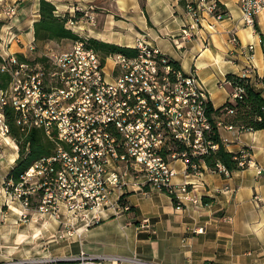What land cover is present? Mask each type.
Listing matches in <instances>:
<instances>
[{"label":"built area","instance_id":"obj_1","mask_svg":"<svg viewBox=\"0 0 264 264\" xmlns=\"http://www.w3.org/2000/svg\"><path fill=\"white\" fill-rule=\"evenodd\" d=\"M238 3L246 26H253L255 18L264 14V0ZM185 8L190 22L182 35L187 38L196 35L194 30L203 14L215 20L224 16L217 11V0H193ZM10 10L14 13V8ZM14 39L19 40L12 33L6 43ZM134 47L138 49L135 57L111 56V72L105 70L101 55L82 40L72 41L65 51H54L47 45L37 56L22 54L23 60L16 54L0 55V71L9 76L5 86L0 78V158L2 144L17 152L20 141L11 132L5 106L13 109V125L23 136L37 128L54 143L53 153L35 160L16 184L3 182L2 191L17 199L22 208L19 220L25 222L33 215L60 220L65 215L61 236H70L72 219L78 217L89 225L98 220L103 209L130 210L128 204L119 203L118 194L127 186V178L132 179L133 186H150L173 195L177 207L185 201L198 202L188 182L172 183L176 171L169 161L181 158L196 175L202 174L203 162L188 163L186 151L166 156L162 152L171 138L190 147L192 155L206 151L210 141L204 132L210 124L204 111L208 100L205 91L194 72L184 74L172 69L157 49L144 43ZM28 48L36 51L33 39L28 41ZM247 49L251 59L252 45ZM39 57L42 59L37 60ZM240 92V88L236 89L232 97H239ZM239 164L243 166L244 161L241 159ZM208 170L224 175L230 172L219 162ZM33 199L36 204L31 206ZM30 209L33 214H29ZM140 222L145 226L148 219ZM194 231L202 232V227ZM60 259L12 258L0 264H56ZM62 259V264H90L102 257L81 251Z\"/></svg>","mask_w":264,"mask_h":264},{"label":"crops","instance_id":"obj_2","mask_svg":"<svg viewBox=\"0 0 264 264\" xmlns=\"http://www.w3.org/2000/svg\"><path fill=\"white\" fill-rule=\"evenodd\" d=\"M30 1L35 17L23 22L24 12H18L21 16L13 18L10 25L16 30L20 44L16 43L19 40L9 44L0 41V55L29 56L31 53L25 40L33 39L32 23L38 16V0ZM50 1L58 9L57 0ZM179 1L112 0L106 3L98 0L93 11L96 24L92 25L91 21L82 24V32L78 34L124 46L144 43L157 49L176 60L184 74L194 72L214 106L223 104L234 92L226 80L228 73L249 77L253 88L264 95V14L255 18L253 26H246L239 0H217L226 10L223 18L215 20L203 14L194 30L196 35L187 38L182 35L183 28L190 22L185 2L193 0H184L183 4ZM25 23L26 33L20 29ZM50 43L44 44L43 49ZM248 45H252L251 59ZM219 133L229 151L240 153V160L244 161L241 169L224 175L208 170L203 163L202 174L196 175L187 170L181 158L169 161L176 171L172 183L188 182L198 202L185 201L177 207L165 191L133 186L132 179L127 178V186L118 194L120 197L125 194V204L132 209H103L98 220L89 225L78 217L72 219L70 236H61L65 215L60 220L49 215L43 218L33 215L30 221L24 222L19 220L20 205L12 208L8 203L9 208H5V201L13 199L2 191V185L18 153L14 150L10 156L3 149L0 263L12 258H67L82 251L102 257L90 264H143L135 259L155 264H264V129L241 130L221 125ZM203 197L209 200L203 202ZM60 208L65 211L63 205ZM28 212L33 214L32 209ZM143 218L148 219L145 226L140 222ZM200 227L202 232L194 231Z\"/></svg>","mask_w":264,"mask_h":264},{"label":"trees","instance_id":"obj_3","mask_svg":"<svg viewBox=\"0 0 264 264\" xmlns=\"http://www.w3.org/2000/svg\"><path fill=\"white\" fill-rule=\"evenodd\" d=\"M180 3H184V0H180ZM187 2H185L186 5ZM144 9V3H143ZM218 12L223 15L226 14V10L222 4L218 2ZM37 18L32 23L33 28V40L36 43V50L38 48L37 43L42 45L52 42L60 41L63 39L69 40H82L87 47L92 48L98 52L102 57V62L105 63V59L115 54H123L127 57H135L138 54V49L132 46H124L116 43L97 39L95 37H87L79 35L74 32L67 24L69 21H73V17L67 14H60L57 12L56 5L50 0H38ZM76 20V19H75ZM16 56L23 60L24 57L21 53H16ZM167 65L172 69L180 70L179 63L169 56L165 55ZM41 60L42 57L36 58ZM3 61L0 56V63ZM0 78L2 79V85L8 81V74L0 71ZM226 80L229 82L231 90L235 91L240 88V96L227 99L223 104L214 106L210 100L205 102V115L209 121L210 127L208 131L204 132L206 140L210 141L206 151L201 154H190V147L183 144L181 141L171 138L167 144V148L162 152L164 156L171 154L172 152L181 155L186 151L188 155V163L191 162H203L207 167H213L217 162L223 164L229 171L241 169L239 164L240 153L229 151L225 143L223 142L219 128L221 125H230L238 127L241 130H259L264 129V95L261 91L256 90L250 83L249 77L240 76L233 73L226 74ZM8 122L11 127V132L20 141L18 142V157L15 164L7 172L4 183L8 184L12 181L16 184L20 180V175L37 159L43 156H50L53 153L54 143L44 136L40 129H31L27 135L19 131V129L13 125V109L9 106L4 108ZM22 137V139H20ZM215 145V148L211 146ZM187 170L190 171L189 166ZM124 195L119 198L120 204H125ZM173 202L175 198L171 195ZM203 202H207L209 199L203 197ZM132 206H130V210ZM129 210V211H130ZM63 261H57L56 264H62Z\"/></svg>","mask_w":264,"mask_h":264},{"label":"rangeland","instance_id":"obj_4","mask_svg":"<svg viewBox=\"0 0 264 264\" xmlns=\"http://www.w3.org/2000/svg\"><path fill=\"white\" fill-rule=\"evenodd\" d=\"M102 1H106V3H108L109 1H112V0H102ZM97 2H98V0H57V4L59 6L57 9V12L60 14L64 13V14H67V15L73 17V21H69L67 25L74 32L80 33V32H82L80 29V26L82 24L89 23L90 21L92 22V18L96 24V15H95V13H93V11H95L97 8L96 7V4H98ZM22 5H23V8H21ZM90 6H92V7H90ZM10 8H14V13H11ZM20 10H21V12H24L23 16H22V17H24L23 22L26 19L30 20V19H33L35 17L34 16V14H35L34 7H33L32 2L30 0H0V41L6 43L7 40L9 39L10 35L16 31L13 28V26L10 24H11V21L13 20V18H15L17 16H21V14L18 13ZM90 16H92V17H90ZM3 24H6L7 27L2 26ZM20 29L23 30L24 33H26L28 30L27 23H25V25H22L20 27ZM5 35H6V37H5ZM25 41L28 42L27 40H25ZM72 41L73 40H69V39H63L60 41H52L50 43V47L54 51H65V50L70 48ZM12 42H16L15 39L12 40ZM16 43L20 44V42H16ZM37 45H38L37 50L34 52H31L30 53L31 55L28 54L29 56H33V55L37 56L38 53H40L43 50L42 43H37ZM112 67H113V58L111 56H109L105 59V70L107 72H111ZM1 146H2V149H5L10 156L12 153H15V151H14L15 149L10 148L8 145L2 144ZM16 147L18 149L17 145H16ZM17 153H18V150H17ZM18 155H19V153H18ZM12 201H9V206H11L12 208L14 206H17L19 208V204L18 205L16 204L18 202V200L13 199ZM35 204H36V200L33 199L31 201V206H33ZM5 206H7V207H5ZM5 206H3V207L9 208L8 205H5ZM30 220L31 219H28L27 221H30Z\"/></svg>","mask_w":264,"mask_h":264},{"label":"water","instance_id":"obj_5","mask_svg":"<svg viewBox=\"0 0 264 264\" xmlns=\"http://www.w3.org/2000/svg\"><path fill=\"white\" fill-rule=\"evenodd\" d=\"M60 260L62 261L63 259L61 258Z\"/></svg>","mask_w":264,"mask_h":264}]
</instances>
